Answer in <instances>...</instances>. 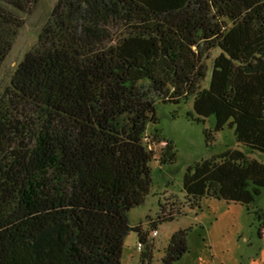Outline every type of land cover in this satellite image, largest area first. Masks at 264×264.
<instances>
[{
  "label": "trees",
  "instance_id": "16d2710c",
  "mask_svg": "<svg viewBox=\"0 0 264 264\" xmlns=\"http://www.w3.org/2000/svg\"><path fill=\"white\" fill-rule=\"evenodd\" d=\"M39 1L0 0V67ZM191 97V120L215 117L208 141L229 127L264 153V0H57L0 95V264H121L131 231L152 264L129 212L153 187L151 145L164 143L159 164L177 160L158 105ZM183 186L195 204L249 206L264 162L227 149L189 165ZM188 232L164 264L189 251Z\"/></svg>",
  "mask_w": 264,
  "mask_h": 264
},
{
  "label": "rangeland",
  "instance_id": "374dc122",
  "mask_svg": "<svg viewBox=\"0 0 264 264\" xmlns=\"http://www.w3.org/2000/svg\"><path fill=\"white\" fill-rule=\"evenodd\" d=\"M57 0H40L32 11L22 14L24 24L16 36L12 49L0 67V95L10 85L14 71L24 55L38 41L43 26ZM214 57L218 51L211 52ZM211 56V57H212ZM211 71L203 81L208 87ZM194 98L180 105L159 104L158 127L173 140L177 160L173 164H159L164 143L152 144L155 152L153 187L146 201L129 212L132 226L148 231L153 245L152 264H164L165 249L174 232L188 228L189 251L174 264H264V187L249 206L224 199L205 197L195 204L184 190V174L189 165L210 158L227 149H240L264 162V153L251 150L237 142L233 129L225 127L213 132L211 141L206 131L214 128L215 117L196 122L188 117L193 111ZM173 220L161 222V216ZM156 222V230L152 223ZM131 231L126 238L121 264H139L144 245Z\"/></svg>",
  "mask_w": 264,
  "mask_h": 264
},
{
  "label": "built area",
  "instance_id": "2783aa9c",
  "mask_svg": "<svg viewBox=\"0 0 264 264\" xmlns=\"http://www.w3.org/2000/svg\"><path fill=\"white\" fill-rule=\"evenodd\" d=\"M139 246H141V245L139 244Z\"/></svg>",
  "mask_w": 264,
  "mask_h": 264
},
{
  "label": "clouds",
  "instance_id": "9594fccd",
  "mask_svg": "<svg viewBox=\"0 0 264 264\" xmlns=\"http://www.w3.org/2000/svg\"><path fill=\"white\" fill-rule=\"evenodd\" d=\"M156 230V229H155Z\"/></svg>",
  "mask_w": 264,
  "mask_h": 264
}]
</instances>
